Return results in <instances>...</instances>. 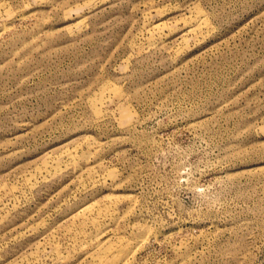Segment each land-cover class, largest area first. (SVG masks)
I'll return each mask as SVG.
<instances>
[{"label": "rangeland", "instance_id": "obj_1", "mask_svg": "<svg viewBox=\"0 0 264 264\" xmlns=\"http://www.w3.org/2000/svg\"><path fill=\"white\" fill-rule=\"evenodd\" d=\"M0 264H264V0H0Z\"/></svg>", "mask_w": 264, "mask_h": 264}]
</instances>
